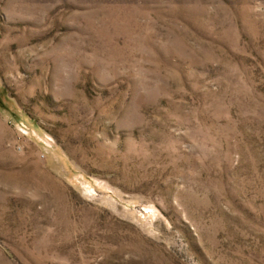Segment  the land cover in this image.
I'll return each instance as SVG.
<instances>
[{"label":"rangeland","instance_id":"374dc122","mask_svg":"<svg viewBox=\"0 0 264 264\" xmlns=\"http://www.w3.org/2000/svg\"><path fill=\"white\" fill-rule=\"evenodd\" d=\"M0 264H264V0H0Z\"/></svg>","mask_w":264,"mask_h":264}]
</instances>
